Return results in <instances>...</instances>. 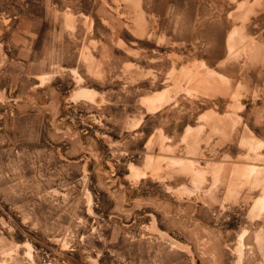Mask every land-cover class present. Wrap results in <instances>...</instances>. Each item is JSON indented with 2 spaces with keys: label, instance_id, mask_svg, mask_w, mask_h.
<instances>
[{
  "label": "rangeland",
  "instance_id": "374dc122",
  "mask_svg": "<svg viewBox=\"0 0 264 264\" xmlns=\"http://www.w3.org/2000/svg\"><path fill=\"white\" fill-rule=\"evenodd\" d=\"M264 264V0H0V264Z\"/></svg>",
  "mask_w": 264,
  "mask_h": 264
},
{
  "label": "built area",
  "instance_id": "2783aa9c",
  "mask_svg": "<svg viewBox=\"0 0 264 264\" xmlns=\"http://www.w3.org/2000/svg\"><path fill=\"white\" fill-rule=\"evenodd\" d=\"M50 264V263H49Z\"/></svg>",
  "mask_w": 264,
  "mask_h": 264
}]
</instances>
